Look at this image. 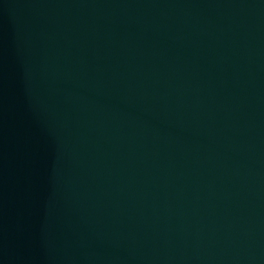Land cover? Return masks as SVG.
Wrapping results in <instances>:
<instances>
[{
	"label": "water",
	"instance_id": "95a60500",
	"mask_svg": "<svg viewBox=\"0 0 264 264\" xmlns=\"http://www.w3.org/2000/svg\"><path fill=\"white\" fill-rule=\"evenodd\" d=\"M0 264H264V0H0Z\"/></svg>",
	"mask_w": 264,
	"mask_h": 264
}]
</instances>
